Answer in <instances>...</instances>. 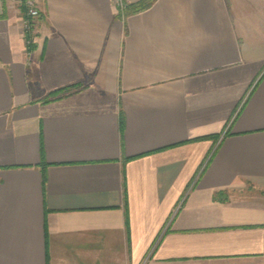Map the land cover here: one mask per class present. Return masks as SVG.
I'll return each instance as SVG.
<instances>
[{
    "label": "crops",
    "instance_id": "crops-1",
    "mask_svg": "<svg viewBox=\"0 0 264 264\" xmlns=\"http://www.w3.org/2000/svg\"><path fill=\"white\" fill-rule=\"evenodd\" d=\"M30 2L27 35L0 0V264H264V0Z\"/></svg>",
    "mask_w": 264,
    "mask_h": 264
},
{
    "label": "trees",
    "instance_id": "trees-1",
    "mask_svg": "<svg viewBox=\"0 0 264 264\" xmlns=\"http://www.w3.org/2000/svg\"><path fill=\"white\" fill-rule=\"evenodd\" d=\"M29 1H31V0H29ZM26 2H27V0H26ZM154 2H155V0H141V1H138L136 3L128 4L126 6L125 10L123 11V14H119V17L126 19L129 16L142 13V12L148 10L149 8H151L153 6ZM24 8H25V5H22L23 12L25 13L24 15H26ZM25 18H26V16H25ZM28 35H30V34H28ZM83 89H84V85L79 84V85H73V86H70L68 88H63V89L57 90V91L51 93L48 100H46L45 102L48 103V102H51L53 100L59 99L61 97L73 95V94H75V93H77Z\"/></svg>",
    "mask_w": 264,
    "mask_h": 264
},
{
    "label": "built area",
    "instance_id": "built-area-1",
    "mask_svg": "<svg viewBox=\"0 0 264 264\" xmlns=\"http://www.w3.org/2000/svg\"><path fill=\"white\" fill-rule=\"evenodd\" d=\"M16 2L21 6L25 5L26 7V18L23 22V31L24 34H31L33 31V21L38 17V14L34 8L31 7V2L29 0H27V2L26 0H16ZM113 2L119 14H123L126 6L129 4V0H113ZM32 43V40L28 41V45H31Z\"/></svg>",
    "mask_w": 264,
    "mask_h": 264
},
{
    "label": "rangeland",
    "instance_id": "rangeland-1",
    "mask_svg": "<svg viewBox=\"0 0 264 264\" xmlns=\"http://www.w3.org/2000/svg\"><path fill=\"white\" fill-rule=\"evenodd\" d=\"M36 12H37V14H38V17L36 18L37 20H38V18L40 17V14H39V12H38V10H36V9H34Z\"/></svg>",
    "mask_w": 264,
    "mask_h": 264
}]
</instances>
